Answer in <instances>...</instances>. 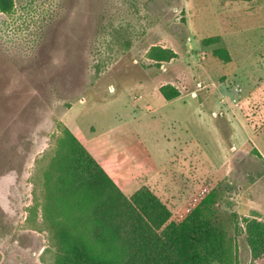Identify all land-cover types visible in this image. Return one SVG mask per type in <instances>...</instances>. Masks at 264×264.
Listing matches in <instances>:
<instances>
[{
  "label": "rangeland",
  "instance_id": "374dc122",
  "mask_svg": "<svg viewBox=\"0 0 264 264\" xmlns=\"http://www.w3.org/2000/svg\"><path fill=\"white\" fill-rule=\"evenodd\" d=\"M63 128L174 222L208 200L234 264H264L245 233L264 224V0H15L0 14V264H54L40 204Z\"/></svg>",
  "mask_w": 264,
  "mask_h": 264
},
{
  "label": "trees",
  "instance_id": "16d2710c",
  "mask_svg": "<svg viewBox=\"0 0 264 264\" xmlns=\"http://www.w3.org/2000/svg\"><path fill=\"white\" fill-rule=\"evenodd\" d=\"M14 5L15 0H0V14L10 15ZM219 42V37H209L201 45ZM163 53L162 61L174 57L172 51ZM217 54L229 61L225 49ZM158 90L165 101L180 95L171 85ZM42 176L40 207L56 248L54 264H234L232 239L209 217L208 200L181 221H172L148 189L124 195L67 128L56 139ZM245 233L252 259H261L264 224L248 221Z\"/></svg>",
  "mask_w": 264,
  "mask_h": 264
},
{
  "label": "crops",
  "instance_id": "0c3cea01",
  "mask_svg": "<svg viewBox=\"0 0 264 264\" xmlns=\"http://www.w3.org/2000/svg\"><path fill=\"white\" fill-rule=\"evenodd\" d=\"M253 1V0H252ZM227 3H230V2H227ZM234 3H242V2H232V4ZM159 91V90H158ZM157 91V92H158ZM178 99V98H176ZM173 101V100H172ZM68 130L74 135V137L86 148V150L90 151V147H91V141L80 131L78 130L77 128H74V129H71V128H68ZM94 157V156H93ZM95 158V157H94ZM105 170V169H104ZM105 172L107 174L108 171L105 170ZM257 264V263H256Z\"/></svg>",
  "mask_w": 264,
  "mask_h": 264
}]
</instances>
